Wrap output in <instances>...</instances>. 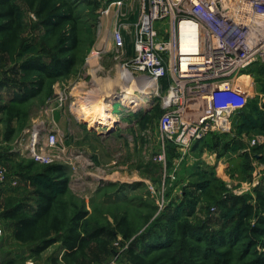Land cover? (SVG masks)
Listing matches in <instances>:
<instances>
[{
	"label": "rangeland",
	"instance_id": "1",
	"mask_svg": "<svg viewBox=\"0 0 264 264\" xmlns=\"http://www.w3.org/2000/svg\"><path fill=\"white\" fill-rule=\"evenodd\" d=\"M114 1L68 0L80 36L76 65L64 77L46 79L38 96L16 103L11 88L21 91L19 86L29 79H24L20 63L30 56L47 60L53 57L57 35L42 26L41 19L46 15L37 16L24 0H15L22 9L18 41L10 52L0 47V151L4 154L0 161L5 168L0 185V264H18L12 259L14 255L21 251L25 256L29 254V245L12 242L9 233L13 221L2 218L1 213L17 202L24 203L28 210L35 206L37 186L28 176L43 172L48 164L65 166L67 190L58 199L68 214L76 209L87 213L85 228L116 230V219L124 216L133 229L129 238L116 232L102 234L78 261L64 264H130V247L135 246V252L148 249L155 256L162 251L160 246L169 243H186L220 253L232 245L218 242V231L233 225L239 207L235 201L227 202L229 210L222 216L226 208L218 202L228 196L243 197L254 206L257 215L250 218L251 226L258 215L264 216V208L257 207L256 201L257 191L264 195V153L254 154L247 144L264 132L241 133L238 141L243 148H233L231 138L237 137L234 131L227 136L225 147L223 138L209 135L183 154L164 142L157 131L161 110L151 89L147 93L135 91L126 99L117 97L105 112L96 111L111 114L109 123L83 119L81 110L89 105L80 101L84 92L93 91L88 98L91 101L125 80L121 60L114 57L109 37ZM132 5L131 20L136 17L135 0ZM24 44L27 48H22ZM125 45L131 54L128 37ZM257 77L255 74L256 87L263 83ZM34 128L42 137L57 133V147L62 149L65 161L44 163L30 156L26 146ZM159 153L164 155L163 161L157 160ZM201 177L208 181L199 189L196 183ZM257 243L256 249L264 252L261 242ZM241 247L242 243L234 244L235 258L230 264L248 261L238 256ZM52 255L57 257V251ZM192 259L195 263L203 261L199 255ZM213 262L211 258L206 264Z\"/></svg>",
	"mask_w": 264,
	"mask_h": 264
},
{
	"label": "built area",
	"instance_id": "2",
	"mask_svg": "<svg viewBox=\"0 0 264 264\" xmlns=\"http://www.w3.org/2000/svg\"><path fill=\"white\" fill-rule=\"evenodd\" d=\"M135 1L132 20L134 0L112 2L109 37L122 70L133 81L152 83L164 142L184 154L211 134H230L235 115L249 100L264 111V75L256 70L264 67V0ZM255 74L263 80L257 87ZM83 94L81 102L87 101ZM40 134L33 129L26 146L30 156L44 163L65 161L57 133ZM247 144L264 148V134ZM156 158L163 161L164 155ZM4 179L0 161V185Z\"/></svg>",
	"mask_w": 264,
	"mask_h": 264
},
{
	"label": "trees",
	"instance_id": "3",
	"mask_svg": "<svg viewBox=\"0 0 264 264\" xmlns=\"http://www.w3.org/2000/svg\"><path fill=\"white\" fill-rule=\"evenodd\" d=\"M77 1L78 3L86 2V0ZM24 3L28 8L33 9L37 16L46 15L41 19V24L47 31H51L52 35H57V39L53 48L55 55L50 59L30 56L20 63L23 77L26 80L29 78V82L26 81L19 86L21 91L11 88L14 93L12 101L16 103H23L38 96L43 91L46 79L60 78L70 74L77 63L76 51L80 44L79 29L68 0H24ZM21 16V6L15 0H0V39L2 40L0 47L2 50L10 52L15 48ZM22 48H27L26 44L22 45ZM24 52H26L25 49ZM256 70L264 75L263 66L256 65ZM31 76L33 79H30ZM261 121H264V111L258 109L255 101L251 99L234 117L233 131L237 137L231 138L233 148H243L238 141L241 133L254 130L264 132ZM228 135L211 134L210 137L223 138L225 141L222 146L225 147L228 143ZM255 152L264 153V148L254 146L253 153ZM28 179L37 186L35 206L28 210L24 203L17 202L3 210L1 216L13 221L12 236L20 244L29 245V255H39L50 245L59 241L63 249V261L74 263L80 256L85 255L89 245L104 233L113 235L116 232L125 238L131 237L133 229L124 216L116 219V230H108L106 227L88 229L83 225V219L87 214L85 211L76 209L67 213L68 211L58 199L67 190L68 179L65 166L48 164L43 172L29 175ZM207 181L206 178L201 177V181L197 182L196 186L201 189L202 184ZM242 198L228 196L227 200L220 199L218 202L219 206L222 204L226 208L222 212L224 217L229 210L227 202L235 201V204L239 206L236 207L237 217L233 225L230 228H221L216 236L218 242L223 240L222 242L230 243L232 247L218 253L209 248L188 246L186 243H169L167 246H160L159 250L162 251L151 256L148 249L135 252V246H132L128 255L130 264H206L211 258H214L215 264H230L231 259L235 258L233 246L237 242L242 243L238 256L241 259L248 258L245 264H264V252L256 249L259 241L264 246V216L258 215L254 225L251 226L250 218L257 215V211L252 204ZM256 201L257 207L264 208V195L258 191ZM197 255L201 257L203 263L193 261V256Z\"/></svg>",
	"mask_w": 264,
	"mask_h": 264
},
{
	"label": "bare ground",
	"instance_id": "4",
	"mask_svg": "<svg viewBox=\"0 0 264 264\" xmlns=\"http://www.w3.org/2000/svg\"><path fill=\"white\" fill-rule=\"evenodd\" d=\"M121 74H122V78H125V80L122 79L120 80V82L115 83L113 86H111V88L107 92H105L104 95H101L100 97L98 96L93 100L89 101L88 100L89 96L93 95L94 93L92 90H89L88 94L86 92L85 98L88 101L85 102L87 103V105L89 104L91 107L88 105L90 108L88 106L87 108L85 107L84 109L82 108L81 111L84 114L83 119H87L97 124L98 123L106 124V122L109 123V121L113 119V116L111 114L101 113L102 114L101 115L96 113V111L105 112L107 110V107L110 105L111 101H113L117 97H122L125 99L128 97L130 98L133 95H135V91H138L140 93H147L149 88L151 87L152 83L150 84V82L147 79L140 78L133 82L130 74L127 71L122 70ZM79 111H80V106H79Z\"/></svg>",
	"mask_w": 264,
	"mask_h": 264
},
{
	"label": "crops",
	"instance_id": "5",
	"mask_svg": "<svg viewBox=\"0 0 264 264\" xmlns=\"http://www.w3.org/2000/svg\"><path fill=\"white\" fill-rule=\"evenodd\" d=\"M117 115H118V112H116L115 116ZM169 144L173 145L172 143H169ZM194 146L196 145H193V147ZM9 236L13 243H19L13 238L11 228H10ZM59 244L60 243L58 242L54 243L50 245L47 249H45L43 252H41L39 255H35V256H31L29 254L25 256L23 255L24 251L23 252L21 251L19 254L14 255L12 259L16 260L18 264H64V261L62 259L63 249H58ZM54 250L57 251L58 253L57 257H54L52 255ZM13 262L9 264H13Z\"/></svg>",
	"mask_w": 264,
	"mask_h": 264
},
{
	"label": "water",
	"instance_id": "6",
	"mask_svg": "<svg viewBox=\"0 0 264 264\" xmlns=\"http://www.w3.org/2000/svg\"><path fill=\"white\" fill-rule=\"evenodd\" d=\"M108 132H109V130H108ZM2 156V152L0 151V157Z\"/></svg>",
	"mask_w": 264,
	"mask_h": 264
}]
</instances>
